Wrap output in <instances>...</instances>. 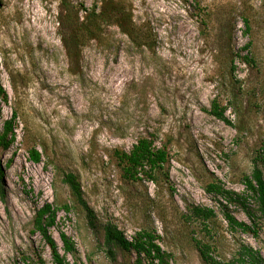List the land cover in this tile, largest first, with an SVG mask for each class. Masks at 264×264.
Listing matches in <instances>:
<instances>
[{
	"label": "rangeland",
	"instance_id": "obj_1",
	"mask_svg": "<svg viewBox=\"0 0 264 264\" xmlns=\"http://www.w3.org/2000/svg\"><path fill=\"white\" fill-rule=\"evenodd\" d=\"M68 1L81 15L100 5ZM123 1L153 47L110 25L70 58L62 0H1L0 83L8 99L0 96V132L18 115L16 141L0 147V264H54L34 220L46 202L74 203L64 170L78 176L96 218L92 226L82 210L59 211L50 233L62 254L60 231L75 241L71 264H140L134 250L114 246L109 253L108 222L130 240L154 230L170 264H206L193 239L210 236L200 221L183 216L195 204L216 211V259L237 256L243 243L264 256V229L258 237L231 230L223 200L206 190L217 180L244 193L243 177L264 149V0ZM215 99L230 122L209 112ZM143 136L168 145L169 179L122 177L113 150L130 151ZM32 146L42 151L40 163L30 159ZM229 210L251 223L241 205Z\"/></svg>",
	"mask_w": 264,
	"mask_h": 264
},
{
	"label": "trees",
	"instance_id": "obj_2",
	"mask_svg": "<svg viewBox=\"0 0 264 264\" xmlns=\"http://www.w3.org/2000/svg\"><path fill=\"white\" fill-rule=\"evenodd\" d=\"M1 4V0H0ZM63 10L60 16L64 45L70 58L77 55L91 40L101 39L105 29L110 25H118L124 33L138 46L152 48L155 44L150 33H147L133 19L132 12L123 0H100V5L85 8V13L80 14L76 5L68 0H62ZM245 21L250 28L249 19ZM249 44L245 46L248 48ZM250 57H246L249 60ZM0 96L7 100L8 93L0 83ZM226 106H221L215 99L213 101L211 114L219 119L230 122L226 117ZM18 113L14 112L13 117L6 120L3 131L0 132V147L8 149L16 141L15 121ZM30 159L36 163L42 161V151L37 146L29 149ZM117 168L121 171L122 177L127 181H159L162 173L169 179V169L166 165L170 162L171 154L167 144L156 145L155 140L150 137H140L130 151L115 148L112 152ZM256 162L251 174L243 177L246 187L244 193L227 188L220 181L214 180L206 185V190L221 198L223 213L231 230H241L259 236L264 229V149L258 152ZM4 168L0 160V190L4 194L2 177ZM62 181L69 187L74 203L54 204L46 202L36 213L34 231H38L47 241L51 248L54 264H71L67 254L77 257L78 248L75 241L64 231H60L65 253L62 254L58 243L50 233V228L57 224L60 210L66 213L72 210H82L86 213L90 225L94 226L96 218L94 211L89 207L83 194V189L78 176L74 172L63 171ZM252 199L253 205L250 203ZM236 203L251 219V223L239 220L230 210L229 205ZM186 220H197L203 224V228L210 236V241L194 237V242L198 248L203 261L206 264H264V256L260 251L248 244H241L237 256L231 259H216L212 254L216 252L217 244L214 241L216 236L215 226L212 224L216 217V211L212 207L202 205H191L184 213ZM104 243L108 247L110 254H114L113 247H118L126 251L134 250L138 255V262L141 264L144 259L157 264H170V254L163 250L158 242L159 236L154 230L142 229L138 231L130 240L117 225L108 222L103 226Z\"/></svg>",
	"mask_w": 264,
	"mask_h": 264
}]
</instances>
